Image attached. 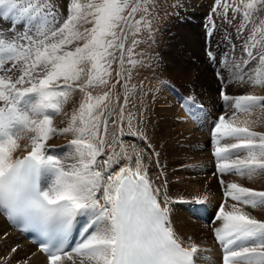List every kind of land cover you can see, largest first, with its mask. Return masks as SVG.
<instances>
[{
	"label": "snow or ice",
	"instance_id": "obj_1",
	"mask_svg": "<svg viewBox=\"0 0 264 264\" xmlns=\"http://www.w3.org/2000/svg\"><path fill=\"white\" fill-rule=\"evenodd\" d=\"M255 4L251 0L245 7L251 9ZM222 7L225 13L229 9L226 4ZM260 7L264 9V2ZM0 9V15L14 18L8 38L0 32V212L45 237L47 246L42 251L47 253L48 264L65 260L77 264L76 257L79 264H195L198 250L182 247L175 238L168 219L171 209L167 201L162 207L153 192L140 153L136 154L135 170L127 165L115 170L122 160L131 163L119 138L124 132L120 126L124 106L111 121L116 126L113 142L107 140L106 118L101 134L104 112L97 114L96 110L107 108L105 102L124 73L116 71V84L102 96L93 97L87 91L97 84L108 86L115 52L120 53L123 65L129 36L131 44L137 45L141 25L151 27L144 16L136 19L139 3L89 0L82 5L71 0L62 21L56 20L44 0H27L26 4L0 0ZM143 13L150 15L148 6ZM85 23L92 26L81 31ZM18 24L23 31L17 30ZM243 50L255 59L247 42ZM132 51L127 49L128 62L135 66ZM258 55L264 64V46ZM85 66H89L87 70ZM83 75L87 80L80 84ZM254 83L264 84L260 80ZM76 88L84 93V100L67 127L56 129L49 113H59L62 102ZM220 94L229 101L223 90ZM231 106L235 109L232 116L226 120L221 115L212 129L217 171L251 179L264 173V134L251 130L255 121L240 120L239 115L250 117L254 109L264 108V97L239 96ZM128 131L138 135L131 122ZM57 133L75 134L69 142L72 152L63 160L47 145ZM18 150L27 154L14 158ZM105 155L107 159L101 161ZM220 183L223 187L224 180ZM224 194L226 201L230 198L235 203L230 211L222 204L215 217L222 221L215 237L225 252L223 264H264V221L238 207H264V191L228 183ZM205 202L206 198L195 199L190 211L200 212L197 206ZM81 217L87 218L82 239L66 251L68 237Z\"/></svg>",
	"mask_w": 264,
	"mask_h": 264
},
{
	"label": "rangeland",
	"instance_id": "obj_2",
	"mask_svg": "<svg viewBox=\"0 0 264 264\" xmlns=\"http://www.w3.org/2000/svg\"><path fill=\"white\" fill-rule=\"evenodd\" d=\"M48 1L50 3H54L58 10L63 14V16L65 15L67 17L68 5L71 3V0ZM77 2L83 5L87 4L89 0H77ZM135 2L139 3L141 9L137 12L136 19H140L142 16H144L145 19L150 21L151 27L148 28L144 25H141V31L135 37V39L139 41L137 45L133 46L131 44L132 37L131 35L129 36V39L125 42L123 65L120 64V53L118 51L115 52L116 60L112 63L111 67L112 76L110 78H107L109 79L108 86L97 84L95 87L87 89V91L92 93L93 97L102 96L105 92L109 91V88H111L113 84H116V80L118 79L116 77V71H122L124 73V79L120 80V84H116V87L112 89L109 94V99L105 102L107 104V108L101 106V109L96 110L97 114H99L101 110H103L104 112V116L101 117L100 129L103 125V119L106 118L109 120L108 129L109 127L113 129L112 132L107 134H112L114 132L116 126L113 125L111 121L113 119H117V113L120 112L121 106H124V120L122 121L120 126L124 128V132H129L128 128L129 123L131 122L133 126H141L145 131V136H147V130L149 131V128L147 129L146 125L149 124L148 122H150L151 119L155 121L154 126L157 125V127L163 128L162 125H164L166 115L164 113V110L166 108L164 104H169V102H163V104V98H161V96H159L157 92L156 94L155 92H152L151 89H155V86H157L155 84L160 85V87L163 89V92L167 94L175 93L172 90L173 86L177 88L179 92L184 93L185 97L191 98L187 95L195 96L196 98L200 99V101L204 105L209 106L208 108H211L214 113H220L222 110H219L218 106L217 108H215L214 106L216 95L219 90V85L217 84L214 75H220L221 81L224 82L223 80H226V78L229 76V72L230 75H233L234 70L238 68L240 70L235 71L237 77L232 76V80L227 82L228 88L224 89L226 83L222 85V90H225V93H227L226 95L234 96V100L236 96L239 97L240 95L247 94L257 97L264 96V84L258 85V83H254V81L259 80V77H262V81L264 82V64L259 62L258 55L261 51L262 46H264V34L261 33V29H264V24H262V22H264V9L260 7V4L264 2V0H256L255 6L251 9L245 7V5L250 3L251 0H148L147 3L146 0H135ZM225 4L229 5V9L226 13L224 11V8L222 7V5ZM145 6L149 7L150 15H145L143 13V8ZM208 9L214 12V15L218 16V18H221V20L228 23H233V15L235 12V21H237L238 26L237 31H241L244 33V35H246L245 38H232V42L234 41L236 45L232 47L233 51H229L228 53H221L219 51L220 55H218V57H215L212 61L215 68L217 69L214 71L211 70L208 62L205 58H203V30L200 29L202 19L204 18ZM225 16L227 17V19L224 18ZM91 26V24H82L81 31H83L84 28H90ZM222 26L223 25H221L223 32L224 28ZM235 33L237 32H234L232 35L236 37L237 35H235ZM239 35L240 34H238V36ZM246 42L249 46V50L251 49L252 45L254 49L255 59L249 57L251 58L250 61L252 60L251 64H253V67H248L247 64L246 71L249 70V73L244 75L242 73H244L245 69H242L241 66L248 61L247 53H245V51L243 50ZM209 43L210 45L206 46V49H211L213 47L212 41ZM230 46L231 45L229 44L228 46H226L227 48L224 46L223 47L225 48V50H228ZM129 47L133 49L132 59L136 61L135 66L128 62L127 49ZM225 54L227 55L224 57ZM244 54L246 55V58H244L242 62V58L239 57L243 56ZM109 59L112 58L109 57ZM226 59H228L227 63ZM189 65L192 67L190 71L188 68ZM85 67L87 70V67L89 66ZM129 73L131 74L130 79H128ZM198 76H204L206 78L209 77L208 79L211 80L205 81L207 82V84H201L200 82L196 83L192 81ZM233 79H235L236 81L233 82ZM86 80L87 76L83 75L81 81H79L78 83L83 84L86 82ZM160 80H163V82L161 83ZM237 87L238 89L236 90ZM252 90H254V92H251ZM239 93L242 94L238 95ZM146 98H152L151 100L154 104H152L151 110H149V105L147 106L145 104ZM83 100L84 93L80 92L79 88H76V91H74L65 102V105L70 112H68V114L66 115V119H64L63 121H59L63 124L62 128H64V126L67 127L71 115L79 109L80 103ZM168 100L170 99H167L166 101ZM254 110L252 111V115L250 117L252 118L251 120L255 121V125L257 123V129L251 127V130L257 133L264 134V129H262L264 121L261 120V118H263L262 116H264V108L258 107ZM234 111L235 110H233L232 112ZM232 112H230V114ZM172 119L171 120L173 121V123L177 124V121L174 120L175 118ZM56 121H58L57 118ZM173 129L175 128L173 127ZM194 129L198 130L197 127H194ZM54 136L55 138H51L47 142V144L50 143L52 145H56L58 146L57 150L62 151L64 144L70 141V139H68L70 135L64 134V137H60V139L56 134ZM130 137H128L127 139H129ZM180 137L181 142H187V144L189 142L190 147H195V144L193 143L194 140L191 142L190 138L188 139L186 136L182 137V134H180ZM57 139L61 141L58 142ZM145 139H147V137H145ZM23 143L25 142L22 141L21 144L23 145ZM205 148L208 147L204 145V149ZM192 151L193 154L198 153V150L196 148H194ZM204 154L205 151H203L201 156H199L198 158L190 159L189 162L187 160L184 161L185 159H182V161L178 163V166H176L175 169L177 170V168L182 165L185 167V165L187 164L191 166L196 163L197 160H200L201 165H203L204 168H209L210 170L208 153H206L205 155ZM233 159H235V157H233ZM178 173L179 175L176 174L173 178L177 179L183 177L185 181L183 180L182 183H188L187 187L183 189L181 188V184L177 181L171 180V182L170 180H168V184L170 187H168V189L171 190V192L175 196L182 197L183 199H180L181 201H187L188 204H190L193 203V201L197 198L208 199L213 194L218 193V187L215 183V174L210 176V174H208V171H205L203 173L205 174L204 177L201 176L202 173L201 175H199L197 171H194V173L198 174L195 176L194 173L191 172V170H185V168H183V170L180 169V172ZM193 178H197L198 181H194ZM223 180L225 186H227L228 183H236L246 188L252 189L253 191H264V176H262L261 173L258 175H254L251 179L246 176L244 181H240V175L236 176L233 174L223 177ZM198 183L203 185L202 189H200L199 191H195L199 192V197L196 196L195 192H192L188 188L190 186L196 187ZM224 201L225 202L223 205L225 207V210L226 208H229L231 210V205L235 202L230 198H228L227 201ZM218 202L219 200H217L215 205L218 204ZM215 205L212 208L215 209ZM238 207H241L243 211H246V213L251 215L253 218L259 221H264V207H249V209L244 208L242 205H238ZM182 209L183 211H186L184 208ZM188 212L190 213L192 218H194L196 221H200L199 217H197L191 211ZM215 221H217V219H215ZM200 222L202 223V221ZM212 228V224L208 226L206 232L203 233L202 238L210 239L209 236L211 235ZM190 235H194L193 232L188 234L187 232H184L182 234L184 241H188L189 243ZM3 260L4 257H1L0 264H6L4 263L5 260Z\"/></svg>",
	"mask_w": 264,
	"mask_h": 264
},
{
	"label": "bare ground",
	"instance_id": "obj_3",
	"mask_svg": "<svg viewBox=\"0 0 264 264\" xmlns=\"http://www.w3.org/2000/svg\"><path fill=\"white\" fill-rule=\"evenodd\" d=\"M62 16H61V21L66 19L65 15L63 16V18H62ZM55 18L59 19L60 17L59 18L55 17ZM219 27L221 28V25L217 24V29L213 32V34L209 38L206 39L207 40L206 43H208L207 46H209L210 45L209 42L212 41V43H213V47L211 45L212 50H216L217 53H219V51L221 53L222 52L228 53L229 51H233L232 47L236 46V45H235L234 41L232 42V38L240 39V37L241 38L246 37V35H244V33L241 31L235 33V35H237L235 37L234 35H232L234 32H226L227 30L224 27H223L224 29L222 32V28L220 30ZM204 34H205V32L203 31L202 36L205 39ZM238 34H240V35L238 36ZM222 35H224V36H222ZM203 37H202V39H203ZM237 41H236V43H237ZM229 44L231 46L229 47L228 50H225L224 47L228 46ZM204 47L207 48L206 45ZM200 48H201V46H200ZM250 50L254 54V49H253L252 45H251ZM226 55L227 54H225L224 57ZM239 58H242L241 59V61H242L244 58H246V55L244 54L243 56H241ZM250 59L251 58L248 57L249 62L245 59L247 61V62L245 61L246 62L245 64L246 65L248 64L247 65L248 67H253V64H251L252 60L250 61ZM227 62H228V59H226V63ZM188 68L190 71V69L192 67L189 65ZM241 68L245 69L244 73H242V74L246 75L249 73V70H247L248 71L247 72L246 68H243L242 66H241ZM236 70H240V69L236 68L234 70L233 75H230V72H229V76L227 78L224 77V78H226V80L225 79L223 80L226 83L224 89L228 88L227 82L232 80L231 79L232 76H236V73H235ZM245 72H247V73H245ZM254 74H255V72H254ZM208 78H206L204 76H202V77L198 76V77L194 78L192 81H194L196 83L200 82L201 84H207V82H205V81L211 80ZM259 80L262 81V77H259ZM235 81L236 80L233 79V82H235ZM237 81H238V78H237ZM155 85H157V86H155V89L154 88L151 89L152 92L153 93L155 92V94L157 92L159 94V96H161V98H163L162 103L163 102H166V103L169 102V104L163 103L164 106H166V108L164 110V113L166 115H165L164 125H162L163 128H161V127L159 128V127H157V125L154 126L155 121L153 119H151L150 122H148L149 124L146 125V128L147 129L149 128V131L147 130V136H146L147 139L146 140H143L139 133H138V135H132L129 139H123L122 138L124 145H125V150H126L127 154L129 156H131V163L128 164L127 160H122L120 165H116L114 167H115V170L118 171L119 167L127 165V166H130L133 170H135V168H136V163H135L136 154H137V152H139L140 156L142 158V162L146 166V169H147V179L150 181L154 193L157 194V198H158L159 202L161 203V206L163 207L165 204V201H167V206L171 209V211L168 214V219H169V223L171 224L170 227H171V229L175 235V238L181 243V245H183L185 247L195 246L193 243L201 244V245L205 246L206 252L202 251L201 249H197L198 251L195 254V257L199 259L201 264H213L214 262H216V258L218 257L219 252L216 249L214 242L211 241V239L202 238L203 233L206 232L207 227H208V225L202 220H206L211 215V212H213L214 208H212V207L215 205L217 200H219V194L218 193L213 194L208 199H206L205 204L200 207L201 209L202 208H205V209H202L200 212L195 213V215L197 217H199V219H201V221H202V223H201L200 221H196L194 218H192L188 211L187 212L183 211V209L181 208L180 205L178 206L177 204H175L176 200H180L183 198L180 196H175L171 192V190L168 189V187H169L168 180L177 181L178 183L181 184V186H182L181 188H183V189L187 187L188 183H185V184L182 183V181L184 180L183 177H180L177 179L173 178L174 175H176V174L179 175L178 172H180V170L177 171L175 168H176V166H178V163H180L182 161V159H185L184 161L187 160L189 162L190 159L198 158L199 156H201L203 151H205V154L207 153V148L204 149V145L207 146V139H208L207 133H206V131H204L202 129L200 131L199 128H198V130L194 129V127H196L195 124L190 120V118L186 114H184L182 112V110H181L182 107L180 106V99L181 100H183V99L180 96H178L177 93H179V91L176 92L172 89L175 93L174 94H167V93L163 92V89L160 87V85H158V84H155ZM231 87H234V86H231ZM237 89H238V87L236 88V90ZM244 90H246V89H244ZM247 91H245V92H247ZM251 92H254V90H252ZM240 94H242V93H239L238 95H240ZM240 96H243V95H240ZM151 99L152 98H146V102H145V104L147 106L149 105V107H150L149 110L152 109V104H154ZM167 99H170V100L166 101ZM65 104L66 103H63L61 105V111L57 114L55 119L52 120V126L55 127L56 129H62L63 124L59 121L60 120L63 121L64 119H66V115L68 114V112H70ZM207 107H209V106H207ZM231 114H233V112ZM262 117L263 118H261V120L264 121V116H262ZM56 118L58 119V121H56ZM172 118H175L174 120L177 121V124L173 123ZM239 119L244 120V119H252V118L247 116V114H240ZM256 126H257V123H256V125L255 124L251 125V127L254 129H257ZM173 127L175 129H173ZM262 129H264V125H263ZM180 134H182V137L186 136L188 139L190 138L191 142L194 140L193 143L195 144V147H193V146L190 147L189 142H188V144H187V142H181ZM56 135H57V137H59V139H60V137H64L62 134H59V133H57ZM68 135H70V137L68 139L71 140V139H73V136L75 134L74 133H68ZM54 138H55V136L53 135L52 139H54ZM60 141L61 140H58V142H60ZM194 148H196L198 150L197 154L196 153L193 154L192 150ZM64 149H65V156L60 157V159H62V160L65 159L66 157H68L70 155V153L72 152V149L69 147V141L64 144L62 151ZM116 150L119 151L120 149L117 148ZM22 152H25V151L18 150L14 154V158L19 153H22ZM106 159H107V155L100 158L101 161L106 160ZM156 161H157V163H156ZM72 162L73 161H71V160H66V163H72ZM196 163H194V165L199 164V166H201L200 169L196 168L197 172L199 170H201V172H198V173L203 174L207 168H204V166L201 165L200 160H197ZM209 163H210V161H209ZM187 165H185V166H187ZM101 167H102V164H101ZM196 170H195V172H196ZM141 171L143 172L144 169H142ZM261 175L264 176V173H261ZM245 177L246 176H244V177L240 176V181H244ZM166 179H167V181H166ZM193 180L196 182L198 181L197 178H193ZM188 188L192 192H195V191H199L200 189H202L203 185L198 183V185H196V187L190 186ZM195 194L197 197H199V192H195ZM225 200H226V198H225ZM217 205L218 204H216L215 206H217ZM243 207L246 209H249V207H247V206H243ZM244 212H246V211H244ZM215 223H217V222H215ZM215 223L212 224L213 228H215ZM212 229H211V231H212ZM184 232H187V234L193 232V234H194L192 236L191 235L189 236V238H190L189 243H188V241H184V239L182 237V234ZM208 251H209L210 255L208 254ZM1 257L2 258L4 257L5 261L4 260L3 261L6 264H45V261H46L45 258L40 256L33 249V247H31L25 240H23L18 234H16L14 231H12V229L7 227V225L3 221L2 216H0V258Z\"/></svg>",
	"mask_w": 264,
	"mask_h": 264
}]
</instances>
